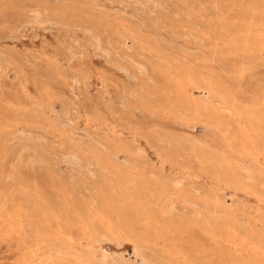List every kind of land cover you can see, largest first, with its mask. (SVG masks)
Listing matches in <instances>:
<instances>
[{
    "label": "rangeland",
    "instance_id": "374dc122",
    "mask_svg": "<svg viewBox=\"0 0 264 264\" xmlns=\"http://www.w3.org/2000/svg\"><path fill=\"white\" fill-rule=\"evenodd\" d=\"M226 263L264 264V0H0V264Z\"/></svg>",
    "mask_w": 264,
    "mask_h": 264
},
{
    "label": "bare ground",
    "instance_id": "6f19581e",
    "mask_svg": "<svg viewBox=\"0 0 264 264\" xmlns=\"http://www.w3.org/2000/svg\"><path fill=\"white\" fill-rule=\"evenodd\" d=\"M262 253V252H261ZM239 255V257H240V254H238ZM244 255V254H243ZM253 255V254H252ZM238 257V258H239ZM246 257V256H245ZM254 257V256H253ZM252 258V257H251ZM255 259V258H254ZM226 260V259H225ZM244 260V259H243ZM245 260H247V259H245ZM256 260V259H255ZM223 261H224V259H223ZM225 262V261H224ZM251 262V261H250ZM238 263V262H237ZM227 264V263H226ZM247 264V263H246Z\"/></svg>",
    "mask_w": 264,
    "mask_h": 264
}]
</instances>
